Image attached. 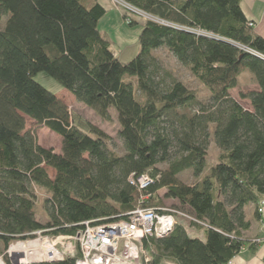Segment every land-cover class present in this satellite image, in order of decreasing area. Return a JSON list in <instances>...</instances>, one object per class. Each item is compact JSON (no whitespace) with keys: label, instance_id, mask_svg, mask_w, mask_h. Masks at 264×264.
<instances>
[{"label":"trees","instance_id":"1","mask_svg":"<svg viewBox=\"0 0 264 264\" xmlns=\"http://www.w3.org/2000/svg\"><path fill=\"white\" fill-rule=\"evenodd\" d=\"M119 1L150 18L128 62L101 35L105 9L97 0H0L1 253L37 231L73 236L85 222L125 219L140 204L164 208L152 201L165 189L164 198L181 208L173 209H186L203 224L188 228L204 238L189 237L177 222L169 235L145 244L146 264H227L245 245L256 246L242 233L250 226L244 208L258 207L264 196V39L253 32L241 0ZM124 10L128 26L137 25ZM160 49L207 90L206 102L160 66L154 55ZM244 70L258 90L237 100L231 91ZM42 72L101 119L115 112L123 155L108 148L103 131L35 82ZM125 77H134L136 86ZM26 119L57 135L60 152L39 146L25 131ZM210 143L219 153L207 169ZM186 171L200 180L178 181ZM145 175L152 183L144 190L130 184L131 176ZM37 191L46 197L45 223L35 217Z\"/></svg>","mask_w":264,"mask_h":264},{"label":"built area","instance_id":"2","mask_svg":"<svg viewBox=\"0 0 264 264\" xmlns=\"http://www.w3.org/2000/svg\"><path fill=\"white\" fill-rule=\"evenodd\" d=\"M117 1L122 4L120 5L124 9L136 12L121 1ZM129 182L139 191L144 190L152 183L146 175L136 179L131 176ZM263 206L264 200L261 199L258 206L259 213ZM178 219L200 224L182 211L165 207L143 208L140 204L125 219L99 224L85 222L73 236L52 237L37 231L31 240L10 244L3 256L12 261L9 255L11 247L33 242L36 243L38 252L43 255L39 262L53 263L63 261L65 258H74V264H145L148 261L145 255V244L152 238L161 239L169 235L175 228ZM250 243L256 246L264 245V235L251 239ZM227 264H231V261Z\"/></svg>","mask_w":264,"mask_h":264},{"label":"rangeland","instance_id":"3","mask_svg":"<svg viewBox=\"0 0 264 264\" xmlns=\"http://www.w3.org/2000/svg\"><path fill=\"white\" fill-rule=\"evenodd\" d=\"M109 1L116 8H118V10L121 12L123 23H125L128 26L129 24L127 23V21L123 19V12L125 10L123 7H121L122 4L120 2H118L117 0H109ZM86 5L88 6V3ZM128 12H127L128 14H133V20H136V21L140 22L141 24H143L144 19L149 18L148 16H146L142 13H136V12H132V11H128ZM138 15L140 17H138ZM3 19H5V18H3ZM115 38L119 39V36L117 35ZM121 39H123L122 36H121ZM115 45L117 47H120L119 44H115ZM124 48H125V50L122 52H119V53H117L115 51L114 52H115L116 56H118L122 62H128L136 56L135 51H136V49H138V47L128 45V46H125ZM124 48H121V49H124ZM154 55L158 59V62L163 69L169 71L172 74V77H174L179 82H181L183 85H185L187 87V89H189L195 93L197 100H199L201 102H206L208 100L209 94H208L207 90L199 82H197L185 68L180 66L176 62L175 58L170 53H168V51H166L165 49H160V50H157L156 52H154ZM251 77L252 76L250 75V73L247 70H244L238 76L237 87L231 91V95L233 98L239 100V94L242 91L244 92V91L252 90L253 82H252ZM34 80L39 85H41L43 88H45L47 91L55 94V96L60 98L66 104V106L68 107L70 112L73 115H75L79 120L88 122V123L92 124L93 126L97 127L98 129H100L101 131H103L109 137L108 148L112 152H114L117 155H123L124 154L123 142L118 136L120 128H119V125L117 123L116 114L113 110H109V115H110L109 120H103L98 115H96L92 110H90L89 108L83 106L80 103H77L71 94H69L67 91H65L54 79L49 77L47 74H45L43 72L38 73L35 76ZM124 81L125 82H131L133 85V88L136 86V80L134 77H125ZM240 101L243 102V100H240ZM242 105L247 106L246 102L242 103ZM25 131L32 133L33 136L35 137L36 141H37V144L39 146H41L42 148L53 150V152H55V153L60 152L61 139L57 135H55L54 133L47 130L46 128L39 126V125H36L35 123L26 119ZM218 153L219 152L216 149V147L214 146V144L210 143V145L208 147V153H207V169L216 163ZM166 167H167L166 165L162 164V165H158L157 169L160 171H163L166 169ZM46 170H47L48 175L53 177L54 172L50 169H46ZM199 180H200V177L193 178L192 173L190 171H186L178 177V181H180L184 184H187V185H194ZM165 192H166L165 189L157 191L154 194L155 199L152 201V203L158 204L159 206L165 207V208H180L178 206L177 201L164 198ZM36 198H37L36 203H35L36 220L40 223H45L47 220V217H46L44 210L42 208V203L46 197L42 192L37 191ZM182 210L187 212L186 209H182ZM185 214L188 216H191L188 213H185ZM178 223H180L181 225H183L186 228L187 234L189 237H192V238L194 237V235L196 234L194 232L195 230L192 228H188L187 225H189V223L186 220L178 219ZM252 239H254V238H252ZM1 250H2V246L0 244V264H2L4 262V259H3L4 253L2 254ZM145 255L147 256V259H148V261L146 263H149L150 262L149 253L147 251H145ZM10 262H11V264H14V263H12L11 260H10ZM43 262H45V261L39 262V260H38V261L29 263V264H37V263H43Z\"/></svg>","mask_w":264,"mask_h":264},{"label":"crops","instance_id":"4","mask_svg":"<svg viewBox=\"0 0 264 264\" xmlns=\"http://www.w3.org/2000/svg\"><path fill=\"white\" fill-rule=\"evenodd\" d=\"M97 2L105 9V14L99 21L98 29L101 35L110 43L111 52L116 56L115 52L119 53L124 51L125 46L130 45L138 47L137 39L142 31L143 24L138 22V24L133 27L127 26L122 21L121 12L109 0H97ZM240 8L245 18L253 24V32L264 39V0H241ZM117 35L119 39L115 38ZM121 36L123 39H121ZM115 44H119L120 47H117ZM138 51L139 47L136 49L135 54H137ZM252 82V90L242 91L241 93L245 94L251 91H257L258 87L253 79ZM244 102L247 104V106L243 105L244 108L251 110L249 101H241V103ZM262 199L264 200V196ZM257 209L258 207L254 205H247L244 208L245 219L249 221L250 226L246 232L242 233L243 241L247 242L252 238H258L264 235V206L260 213L256 212ZM194 232L196 233L194 237L200 239L204 238L202 231L195 230ZM231 262V264H264V245L260 244L253 247H249L248 244L245 245L244 248L233 257ZM161 264L173 263L170 261H163Z\"/></svg>","mask_w":264,"mask_h":264},{"label":"bare ground","instance_id":"5","mask_svg":"<svg viewBox=\"0 0 264 264\" xmlns=\"http://www.w3.org/2000/svg\"><path fill=\"white\" fill-rule=\"evenodd\" d=\"M38 251L39 250L36 249V243L32 242L26 245L19 244L11 247L9 255L14 264H29L38 260L40 261L41 258H43V255H41ZM44 254L46 255L45 252Z\"/></svg>","mask_w":264,"mask_h":264},{"label":"water","instance_id":"6","mask_svg":"<svg viewBox=\"0 0 264 264\" xmlns=\"http://www.w3.org/2000/svg\"><path fill=\"white\" fill-rule=\"evenodd\" d=\"M249 53H252L253 55H256L255 53H253V52H250V51H248Z\"/></svg>","mask_w":264,"mask_h":264}]
</instances>
